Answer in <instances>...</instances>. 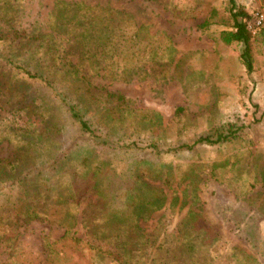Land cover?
<instances>
[{
	"label": "rangeland",
	"instance_id": "1",
	"mask_svg": "<svg viewBox=\"0 0 264 264\" xmlns=\"http://www.w3.org/2000/svg\"><path fill=\"white\" fill-rule=\"evenodd\" d=\"M6 1L0 0V7ZM10 1L18 9L17 27L26 32L42 31L55 4ZM61 1L73 8L100 9L115 20L112 28L106 25L100 33L96 25L95 33L82 39L73 30L67 48L68 59L78 64L91 86L126 99L116 117L104 122L108 140L123 139L141 147L128 154L107 152L113 177L104 180V186L110 182L116 187L114 200L123 199L120 175H129L128 165H138L144 157L160 163L162 170L173 164L179 180L166 185L147 179L165 191V204L146 219L139 218L136 226L131 223L136 217L130 215L129 227H97L94 236L89 227L100 223L82 215L88 209L91 215L97 211L86 204L98 195L90 189L81 193L78 223L68 233L103 254L83 244L55 243L49 248L48 243L67 231L51 220L53 210L50 218L25 213L19 185L0 183V264H264V27L250 31L251 71L241 57L242 45L225 44L219 37L231 27L232 7L250 15L264 8V0ZM206 19L210 20L204 25ZM2 45L0 41V49ZM5 74L0 62V80ZM32 90L45 95L37 86ZM6 98L0 88V159L14 157L20 131L37 117ZM33 103L40 105L38 100ZM94 106L91 103L85 117L97 121L106 114ZM64 124L60 147L67 148L74 130L68 121ZM220 132L232 134L214 144L175 149ZM150 142L157 143L158 155L147 153ZM81 146L75 154L88 147ZM45 158L39 155L34 164L47 178L57 169L43 168ZM72 165L66 161L61 174L72 171ZM184 172L194 178L180 180Z\"/></svg>",
	"mask_w": 264,
	"mask_h": 264
},
{
	"label": "trees",
	"instance_id": "2",
	"mask_svg": "<svg viewBox=\"0 0 264 264\" xmlns=\"http://www.w3.org/2000/svg\"><path fill=\"white\" fill-rule=\"evenodd\" d=\"M231 11V27L222 30L219 37L225 44L242 45L241 57L247 70L251 71L252 33L246 25L249 14L243 8L232 7ZM17 12V6L10 0L0 7V41L3 44L0 49V62L6 71L4 78L0 80V88L5 90L6 102L22 104L20 108L31 110L38 118L20 131L14 144L18 151L14 157L0 159V183L12 181L19 185L25 213L50 218L53 210L54 216L51 220L64 226L67 231L53 243H48L49 248L55 243L72 246L83 244L90 250L103 254L101 249L91 245L89 241L68 233L78 223L77 210L82 197L80 194L90 189L98 195L95 202L88 201L86 204L87 208L97 211L91 215L88 209L82 215L85 220L93 216L100 223L89 227L93 236L97 234L94 233L97 227L107 229L116 226L124 229L139 218L146 219L149 212L160 209L166 202L165 191L152 187L147 179H157L169 185L170 180L178 179L175 177L178 175L177 169L171 164L166 170H162L160 163L146 157L140 158L137 160L138 165H128L126 170L129 175L121 173L125 184L123 199L114 200L111 194L116 187L111 188L110 182L105 186L103 183L108 177H113L111 161L105 157L107 152L128 154L129 151L141 147L136 142L128 143L123 139L114 142L108 140L104 122L116 117L114 114L126 99L121 93L103 91L98 86H91L89 78L79 72L78 64L68 59L67 48L73 30H78L77 36L82 39L86 34H94L96 25H99L100 33L105 32L106 25L112 28L115 20L94 7L73 8L65 1L55 0L43 30L26 32L17 27ZM209 17L212 18V15ZM209 20L206 19L204 25ZM94 21L98 22L95 24ZM34 86L42 89L45 95L41 97L35 94L32 90ZM86 95L91 99L86 100ZM80 97L87 104H81L78 101ZM36 100L40 105H34ZM91 103L95 104L97 112L104 110L106 115L97 121L86 118ZM108 103L110 107H107ZM65 121L70 123L74 133L70 145L62 148L60 135ZM229 134L232 133L220 132L215 138L210 135L200 136L190 144H181L175 149H192L200 143L214 144L225 140ZM81 145L88 147L85 152L77 150L75 154L74 150L81 148ZM149 146L151 150L148 154H159L157 143L150 142ZM39 155L46 157L43 168H56V174L43 177L41 169L34 164ZM65 159L74 165L70 169L72 171L61 174ZM27 161L32 162V165H28ZM190 178L194 177L184 172L180 180ZM130 215L136 217L131 223ZM136 225L135 223L134 226Z\"/></svg>",
	"mask_w": 264,
	"mask_h": 264
},
{
	"label": "built area",
	"instance_id": "3",
	"mask_svg": "<svg viewBox=\"0 0 264 264\" xmlns=\"http://www.w3.org/2000/svg\"><path fill=\"white\" fill-rule=\"evenodd\" d=\"M247 29L251 32H255L264 27V8L254 9L246 22Z\"/></svg>",
	"mask_w": 264,
	"mask_h": 264
}]
</instances>
